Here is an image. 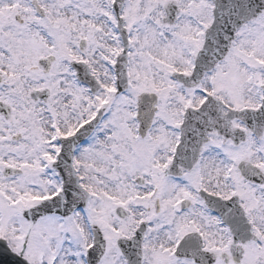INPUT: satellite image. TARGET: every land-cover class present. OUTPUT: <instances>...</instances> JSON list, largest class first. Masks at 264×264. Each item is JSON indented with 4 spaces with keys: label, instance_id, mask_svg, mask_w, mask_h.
I'll use <instances>...</instances> for the list:
<instances>
[{
    "label": "snow or ice",
    "instance_id": "1",
    "mask_svg": "<svg viewBox=\"0 0 264 264\" xmlns=\"http://www.w3.org/2000/svg\"><path fill=\"white\" fill-rule=\"evenodd\" d=\"M0 264H264V0H0Z\"/></svg>",
    "mask_w": 264,
    "mask_h": 264
}]
</instances>
